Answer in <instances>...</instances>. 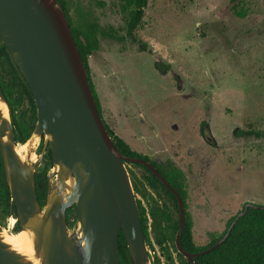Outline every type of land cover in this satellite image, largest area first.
<instances>
[{"label": "rangeland", "instance_id": "rangeland-1", "mask_svg": "<svg viewBox=\"0 0 264 264\" xmlns=\"http://www.w3.org/2000/svg\"><path fill=\"white\" fill-rule=\"evenodd\" d=\"M66 2L74 28L95 23L106 32L88 56L106 124L131 149L175 174L195 244L222 234L246 203L264 206V0H147L131 36L132 7L125 0ZM115 93L121 99L113 104ZM15 114L28 119L27 103ZM205 127L209 141L200 133ZM43 140L35 138L31 149L39 159L35 172L47 169L53 185ZM125 167L146 211L150 262L181 264L172 200L147 186L146 172ZM3 206L0 201V226L12 233L15 224ZM74 215L69 234L77 230Z\"/></svg>", "mask_w": 264, "mask_h": 264}, {"label": "water", "instance_id": "water-1", "mask_svg": "<svg viewBox=\"0 0 264 264\" xmlns=\"http://www.w3.org/2000/svg\"><path fill=\"white\" fill-rule=\"evenodd\" d=\"M0 43L31 91L36 123L30 138L44 137L43 148L50 151L55 175L53 185L47 176L41 207L35 191L39 159L27 164L16 154L19 143L0 87V102L9 115V119L3 118L0 111V160L12 201L10 212L14 208L16 216L9 218L18 224L17 232H32L34 255L40 264H118L120 231L132 264H152L125 162L145 166L176 197L179 222L175 247L184 258L198 264L194 260L197 255L225 241L243 212L209 249L197 254L183 251L179 242L185 223L181 196L149 162L128 158L117 150L103 125L57 0H0ZM69 180L71 186L66 184ZM71 206L75 207L77 230L69 234L66 210ZM2 231L0 226V234ZM0 264L31 262L0 237Z\"/></svg>", "mask_w": 264, "mask_h": 264}, {"label": "trees", "instance_id": "trees-1", "mask_svg": "<svg viewBox=\"0 0 264 264\" xmlns=\"http://www.w3.org/2000/svg\"><path fill=\"white\" fill-rule=\"evenodd\" d=\"M126 5L132 7L129 18L126 23V35L131 36L133 32L137 29L144 15V9L147 6V0H125ZM59 7L63 10L67 22L69 24L72 36L75 40L77 49L79 51L80 57L83 61V65L86 70L87 79L89 87L92 92L93 99L95 101L97 110L101 116L103 125L114 142L117 150L124 156L131 159H142L149 162L154 166L159 173L165 178L171 187H173L181 196L185 209V223L184 228L180 237V245L183 251L190 254H197L202 251L209 249L216 242H218L227 232L229 226L232 222L239 216L241 212L243 215L238 217L237 222L232 227L225 241L220 244L217 248L205 253L197 255L194 260L198 264H264V206L251 203L250 206H243L242 210L233 216L223 231L218 237L212 239L210 243L205 246H197L194 242L192 235V222L186 212V202L184 193L182 192L176 176L172 171L164 169L163 165L156 164L150 161L146 155H143L131 147L120 137H118L106 124L102 117L101 105L96 94L91 75L90 68L88 64V56L96 51L99 47V35L106 36V32L101 30V28L95 23L81 24L80 27L74 28L71 23V19L68 15V8L66 0H57ZM155 67L160 72L166 71V66L161 67L160 64L156 63ZM0 87L2 89L5 100L10 109V119L13 125V133L16 143L20 145H25L29 140L32 131L36 123V106L34 103L31 91L26 84L25 80L21 76L17 67L12 62L6 48L0 43ZM23 103L28 105V119L18 118L15 114V110ZM26 113L22 112L24 117ZM205 125V122H202ZM205 131L201 129V135L207 141H209L210 136ZM28 140V141H27ZM27 141V142H26ZM26 142V143H25ZM46 157L51 161L50 151L47 148ZM125 166L134 165L144 172H146L149 177L144 178L147 186L153 191L158 189L162 190L171 200L173 207L177 211V216L172 220L171 230L172 234L175 236L178 229V208L176 197L167 188H165L162 183L154 176V174L148 170L142 164L135 162H125ZM128 171V170H127ZM47 169L41 168L35 172V191L36 197L41 207L45 204L46 199V188H47ZM132 188L135 195L139 194L136 179L131 178ZM0 201L4 202L3 210L10 216H15V209L11 210L12 201L9 196L8 186L4 177V172L0 160ZM137 208L139 212L141 227L143 230L145 243L147 247H150L151 242L148 236L147 224H146V211L144 210L141 202L136 199ZM75 211V207H70L66 210V222L67 225H71L69 220V214ZM76 217V214L74 215ZM76 219V218H75ZM18 231V224L16 223L13 232ZM177 257L180 259L181 264H192L189 260L184 258L181 254L176 251ZM170 259L169 257H167ZM118 264H132L130 256L126 247L125 238L122 232L118 235ZM152 264H160L158 260H153Z\"/></svg>", "mask_w": 264, "mask_h": 264}, {"label": "bare ground", "instance_id": "bare-ground-1", "mask_svg": "<svg viewBox=\"0 0 264 264\" xmlns=\"http://www.w3.org/2000/svg\"><path fill=\"white\" fill-rule=\"evenodd\" d=\"M0 111L2 112L3 118L7 117V108L4 103L0 102ZM34 137V138H33ZM35 138L36 136H32L29 141L25 145H18L15 147V152L21 159V161L24 160L25 156H28L30 160L35 159V155L31 153V149L34 148L35 144ZM57 170V167H55V171ZM67 185L71 186L72 181H67ZM68 193V190L66 191ZM9 224L13 225L15 224V219L10 218ZM1 240L6 243L11 250L17 252L21 256L25 257V259L31 264H40L39 259L35 258L34 255V249H33V234L32 232L28 230H24L17 233H10L6 231L5 229L0 234Z\"/></svg>", "mask_w": 264, "mask_h": 264}, {"label": "crops", "instance_id": "crops-1", "mask_svg": "<svg viewBox=\"0 0 264 264\" xmlns=\"http://www.w3.org/2000/svg\"><path fill=\"white\" fill-rule=\"evenodd\" d=\"M88 64H89V62H88ZM90 68V67H89ZM90 75H91V72H90ZM92 79V78H91ZM93 82V81H92ZM93 85H94V88H95V84H94V82H93ZM95 91H96V89H95ZM96 94H97V96H98V93L96 92ZM120 94H117L116 95V93H115V96L112 98V100H113V104H116V103H118V100L117 99H121V96H119ZM117 98V99H116ZM98 99H99V102H100V98H99V96H98ZM100 105H101V102H100ZM115 110H116V106H115ZM101 113H102V105H101ZM103 114V113H102ZM102 117H103V119H104V116L102 115ZM127 117L129 118V112H127ZM105 121V120H104ZM129 121V120H128ZM106 122V121H105ZM119 137V136H118ZM121 138V137H120ZM123 139V138H122ZM124 140V139H123ZM125 141V140H124ZM126 142V141H125ZM127 143V142H126ZM128 144V143H127Z\"/></svg>", "mask_w": 264, "mask_h": 264}, {"label": "flooded vegetation", "instance_id": "flooded-vegetation-1", "mask_svg": "<svg viewBox=\"0 0 264 264\" xmlns=\"http://www.w3.org/2000/svg\"><path fill=\"white\" fill-rule=\"evenodd\" d=\"M154 167V166H153ZM177 201V200H176ZM183 202V201H182ZM184 206V205H183ZM177 208H178V204H177ZM184 216H185V209H184ZM178 222H179V208H178ZM177 233V232H176ZM176 248V247H175ZM177 251V250H176ZM184 257V256H183Z\"/></svg>", "mask_w": 264, "mask_h": 264}]
</instances>
